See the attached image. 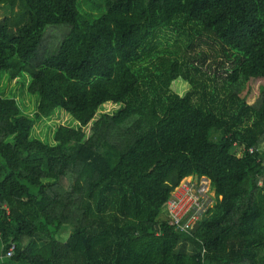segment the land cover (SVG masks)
<instances>
[{
    "label": "trees",
    "instance_id": "16d2710c",
    "mask_svg": "<svg viewBox=\"0 0 264 264\" xmlns=\"http://www.w3.org/2000/svg\"><path fill=\"white\" fill-rule=\"evenodd\" d=\"M77 1L0 0V76L39 102L0 95V264H264V0ZM190 175L187 234L160 215Z\"/></svg>",
    "mask_w": 264,
    "mask_h": 264
},
{
    "label": "rangeland",
    "instance_id": "374dc122",
    "mask_svg": "<svg viewBox=\"0 0 264 264\" xmlns=\"http://www.w3.org/2000/svg\"><path fill=\"white\" fill-rule=\"evenodd\" d=\"M105 0H78V9L82 17L89 22H94L99 20L105 14ZM20 6L16 5L14 12L19 10ZM11 15V10L8 6L6 9H2L0 11V18H9ZM28 85V79L24 77L22 79V84L19 86L13 85L10 80L3 74L0 76V95L4 98H14L16 104L21 111V113L25 116H31L34 118L36 108L38 106V98L35 96L27 95L26 89ZM258 89L254 86V89L251 92V95L248 97L247 105L251 106L258 96ZM117 107L109 106L105 109L106 113L112 115L116 111ZM67 117L60 116L59 113L52 116L50 119H45L38 121L34 132L32 134V139H40L43 142L53 143L54 142V133L58 127V124H68ZM89 126L86 130L89 132ZM210 196L214 194H209ZM167 215L165 210L161 211L160 219L166 220ZM63 240L67 239V235H63ZM189 251V250H188Z\"/></svg>",
    "mask_w": 264,
    "mask_h": 264
},
{
    "label": "built area",
    "instance_id": "2783aa9c",
    "mask_svg": "<svg viewBox=\"0 0 264 264\" xmlns=\"http://www.w3.org/2000/svg\"><path fill=\"white\" fill-rule=\"evenodd\" d=\"M254 150L251 148L250 152ZM209 184L210 181L206 177L190 175L174 188L164 206L170 227L187 234L194 232L201 221V216L206 214L208 206L215 202L210 201L211 196H207ZM13 251L14 247L11 245L7 252L2 254L3 258L11 257Z\"/></svg>",
    "mask_w": 264,
    "mask_h": 264
},
{
    "label": "clouds",
    "instance_id": "9594fccd",
    "mask_svg": "<svg viewBox=\"0 0 264 264\" xmlns=\"http://www.w3.org/2000/svg\"><path fill=\"white\" fill-rule=\"evenodd\" d=\"M24 77H26V79H28V77H27V76H25V75H24ZM28 82H30V79H28ZM6 209H7V208H6ZM7 213H8V211H7Z\"/></svg>",
    "mask_w": 264,
    "mask_h": 264
}]
</instances>
